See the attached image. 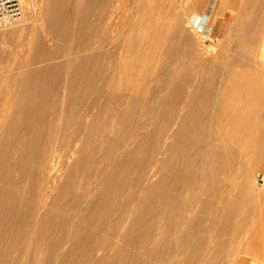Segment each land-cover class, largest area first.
Returning <instances> with one entry per match:
<instances>
[{
  "label": "bare ground",
  "instance_id": "bare-ground-1",
  "mask_svg": "<svg viewBox=\"0 0 264 264\" xmlns=\"http://www.w3.org/2000/svg\"><path fill=\"white\" fill-rule=\"evenodd\" d=\"M22 2L20 31L29 13L43 24L28 35L31 55L0 101V264L264 258L262 232L232 245L244 206L215 198L241 150L257 168L233 196L257 193L264 74L235 67L251 61L252 44L229 46L237 51L229 56L206 43L205 27L191 19L203 16L195 0ZM243 20L229 30L248 32L258 21Z\"/></svg>",
  "mask_w": 264,
  "mask_h": 264
},
{
  "label": "rangeland",
  "instance_id": "rangeland-1",
  "mask_svg": "<svg viewBox=\"0 0 264 264\" xmlns=\"http://www.w3.org/2000/svg\"><path fill=\"white\" fill-rule=\"evenodd\" d=\"M195 1L197 2L196 5H197V8L199 10V14H203V16L201 17L197 13H193L191 16L193 23L200 30L203 29V27H205V33H207V34L209 33L210 29L212 28V24H214V30L212 32V36H210L209 34H208L209 35L208 36L205 33H204L205 35H203V39H207L206 43H210L209 45H211V44L216 45V47H218V49H219V47H220V49L221 48L226 49V50H228V52L230 54L231 53L234 54V52L237 53V51H239L240 48H242V46L243 47H245L247 45L251 46V44H252V46H251L252 49L250 48L249 51H247L248 52L247 55L249 56L251 61L253 59L254 61H257V63L251 62L249 60L250 63L248 61H246V64L245 63L235 64V67L239 66V68H237V70L242 71L244 74H246L248 76L254 77L256 74H258L260 72L259 74L263 78L264 70H261V69H264V63L261 62L259 57H258V45H259L258 42L260 41V38H261V34H262L261 32H263L259 29H260V27L262 28V30L264 28V16H262L264 14V8H260V7H263L264 3L262 2L263 5L260 3V5H261L260 6L259 2H257L258 0L257 1L254 0L257 3H253L254 2L253 1L252 2L253 4L251 3L252 6L251 5L248 6V4H250L251 0H250V2H249V0H246L248 4L246 3L244 5L247 7V8H245L244 6H241V4H243L242 2H240L241 0H238V3L236 5L238 7H236V6L230 7L228 4L229 0H217L216 1V7L214 8V15L211 17L209 22H207V20H208L207 17L212 12V4H213L214 0H195ZM37 2L39 4L43 3L42 0H37ZM255 4H257L258 6H256ZM23 7H24V16L26 17V15H27L26 10L27 9H26L25 4ZM240 7H241V10L238 11L240 9ZM259 10H262V15H259V14H261V11L259 12ZM233 13H234V15L235 14L236 15L233 16ZM250 15L254 16V18L256 20H258V21L260 20L263 23V25L260 24L258 21H255L253 28H249L248 32L246 31V32L241 33V31H240L241 34L239 32H236L235 30H229L230 29L229 23H232L233 21L238 22L239 20H240L239 22H241V20H243V19L247 20V18ZM40 16H41L40 13H34L32 15H31V13H29V16H28L29 19L26 23H24V25L26 27L23 30L21 29V31L17 27L18 26L17 24H16V26H15V24H12L10 26L0 27V98H1L0 101L3 100V98L7 94L8 89H9V85L13 79V76L15 75L14 73H17L18 70L24 69V67H21V64H23L22 62L26 57L31 55V52L26 50V48H27L26 39H27L28 35H30V33L33 31V28H34V31H37V30L40 31V28L43 24V21H42ZM243 21H242V24H243ZM246 23H247V21H246ZM234 24H236V22H234ZM257 24H258V26H257ZM259 25H260V27H259ZM255 29H256V31H258V32L260 31V32L257 33L256 31H254ZM228 30H229V32H228ZM250 30L254 31L257 35H259L258 36L259 39H256L255 36H257V35ZM225 32H227L228 34ZM232 33H234V34H232ZM226 34H227V36H226ZM254 34H255V36H254ZM220 36H221L222 40H221ZM222 36H226V37H222ZM245 37H246V39L250 38L249 42H248V40H244ZM252 37L255 38L257 41L255 40V42H254ZM250 40H253V42ZM225 41H227V42H225ZM221 42L224 44H221ZM256 42H257V44H256ZM253 43H255L256 45H254ZM245 44H247V45H245ZM235 45H237V46H235ZM229 46L235 47L237 49V51H235V48H233L234 49L233 50ZM25 50L28 52H26ZM228 52L226 51L227 55H228ZM230 54H229V56H234V55H232V54L230 55ZM248 56H247V58H248ZM254 58H256V60ZM253 63H255V64L253 65ZM245 65H247V66L249 65V66L245 67ZM251 65H253V66H251ZM229 103L230 102H228V104ZM259 106L264 112V100L259 104ZM91 119L92 118H90V121H91ZM258 119L259 118H254V121L257 122ZM262 120H263V122H261V124H262V126H264V117ZM119 126L122 127L123 125L119 124ZM262 161L263 162H261V164H260L261 170L258 171V173H255L254 176H251V181L256 179L253 182L258 187H255L254 183H252V185H253V188L255 187L254 189L257 190V193H253V192L248 191L246 193L238 195L237 196L238 198H234V196H233L234 195L233 192H235L237 189L241 188L244 185V183H245V172L248 170L257 168L256 163L253 159V156L252 155L247 156L246 152H244L242 150L237 155L235 165L231 167L230 172L227 174H221L219 181L217 183V187H216L217 196L215 197L216 199H222L225 201L226 199L230 198L232 200H236V202L240 206H244V209L246 210V213L241 212V211H237L238 213L241 212L240 222H239L240 224H239V228L237 229V232H236V235H237L236 240H235L236 242H234L232 244L233 246L236 245L237 241H241L242 244L246 245L247 242L249 241V238H250V237L249 238H247V237L249 235H251L253 232H255L257 234L262 232L264 234V183H262V182H264V160H262ZM256 175L258 176V178H256L257 177ZM253 177H255V178L253 179ZM220 219L222 221H224L225 216L223 214H221ZM215 232L213 233V235L215 234ZM218 232H216V233H218ZM242 255H243L242 258L245 259V261L242 264H248L249 261H251L253 264H264V258L260 257L259 255H257L253 251H250L249 253L244 252V254H242Z\"/></svg>",
  "mask_w": 264,
  "mask_h": 264
},
{
  "label": "built area",
  "instance_id": "built-area-1",
  "mask_svg": "<svg viewBox=\"0 0 264 264\" xmlns=\"http://www.w3.org/2000/svg\"><path fill=\"white\" fill-rule=\"evenodd\" d=\"M24 17L22 0H0V27L10 26Z\"/></svg>",
  "mask_w": 264,
  "mask_h": 264
},
{
  "label": "crops",
  "instance_id": "crops-1",
  "mask_svg": "<svg viewBox=\"0 0 264 264\" xmlns=\"http://www.w3.org/2000/svg\"><path fill=\"white\" fill-rule=\"evenodd\" d=\"M264 30V28H263ZM261 41V42H260ZM260 43L258 45V57L264 63V31L262 32Z\"/></svg>",
  "mask_w": 264,
  "mask_h": 264
}]
</instances>
